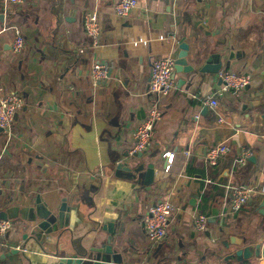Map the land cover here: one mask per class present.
<instances>
[{"label":"crops","instance_id":"crops-1","mask_svg":"<svg viewBox=\"0 0 264 264\" xmlns=\"http://www.w3.org/2000/svg\"><path fill=\"white\" fill-rule=\"evenodd\" d=\"M118 1L0 0V90L23 98L13 139L0 134V181L14 176L15 197L38 194L53 206L65 199L71 208L67 228L46 253L31 240L24 243L15 229L0 237L11 249L26 248L0 264H47L51 251L70 253L73 243L108 223L120 236L124 264H264L262 258L229 259L236 247L224 246L229 236L246 245L264 241V0H137L126 18L113 12ZM90 10L101 29L94 48L84 33ZM199 21L217 32L214 42L226 40L244 54L227 69L251 76L239 96H215L219 73H200L191 61L195 45L204 41L195 28ZM12 28L24 38L19 55L10 50ZM182 37L195 71L174 74L175 88L160 102L152 142L133 161L143 165L140 178H119L115 167L132 156L135 127L154 100L151 66L173 55ZM97 61L110 68L104 86L90 77ZM207 96H214L216 108L204 103ZM220 144L227 154L208 165L202 150ZM244 150L251 155L241 165L236 161ZM166 153L173 154L168 171ZM148 164L153 178L145 175ZM240 186L254 193L231 212L230 188ZM161 198L170 201L172 213L165 238L151 243L144 218ZM214 209L220 211L215 222L196 231L195 217L210 220Z\"/></svg>","mask_w":264,"mask_h":264},{"label":"water","instance_id":"water-1","mask_svg":"<svg viewBox=\"0 0 264 264\" xmlns=\"http://www.w3.org/2000/svg\"><path fill=\"white\" fill-rule=\"evenodd\" d=\"M207 27L205 23L200 24V21L195 26L196 30L201 32L204 41H198L195 45L196 49L191 61L199 67L198 72L200 73L218 74L223 69H229L231 62L239 60L244 54L235 51L234 45L228 44L226 40L214 42L212 37L217 32ZM189 55V45L186 43L185 37H182L176 43L174 54L169 55L174 61L173 76L176 73L189 74L195 71L194 66L190 64V59H188ZM106 82L103 81L101 84L104 86ZM0 134H4L2 129H0ZM11 139L13 138L6 136V140ZM208 151V148L202 150L203 157ZM134 158L135 155H132L126 161L117 164L114 170L115 176L126 180L140 178L143 165H134ZM147 174L152 178L154 176V169L151 164H148L146 168L145 175ZM12 180H14V176H11V179L0 181V220L10 221L12 224L10 230L15 229V231L21 232L24 243L31 240L38 246L40 252L46 253V248L54 243L52 242L53 239L59 240L67 228L71 208H68L65 199H62L59 205L53 206L45 202L38 194L26 193L21 197H15ZM23 183L24 181L20 182V192H23ZM259 213L264 215V201L260 206ZM212 215L213 218L208 221L214 223L220 215V211L214 209ZM219 221L220 226H222L224 216ZM119 237L114 230L113 223L98 225L91 229L77 244L73 243L70 253L62 255L59 251H51L48 255L51 261L47 264H124ZM228 242L224 244L225 247H228V244L236 247L231 256L228 257L229 259L232 257L239 261L251 258L264 259V241L254 245H246L245 239L229 236ZM16 247L26 251L25 245ZM16 247L11 249L7 243L0 242V251H2L0 261L21 252ZM6 249L7 251H5Z\"/></svg>","mask_w":264,"mask_h":264},{"label":"built area","instance_id":"built-area-1","mask_svg":"<svg viewBox=\"0 0 264 264\" xmlns=\"http://www.w3.org/2000/svg\"><path fill=\"white\" fill-rule=\"evenodd\" d=\"M24 0H3L5 5L20 4ZM204 2L208 0H202ZM137 7V0H119L113 7L114 14L119 18L128 17ZM14 31L13 39L10 45L12 54L19 55L24 49V38L19 30L12 28ZM84 33L90 40L91 47L99 46L100 40V24L96 10H90L84 14ZM174 61L172 57L166 56L154 60L150 69L149 93L154 97L147 110V114L135 127L132 137V148L130 153L136 155L146 151L150 146L154 136V127L161 118L160 102L169 95L175 88L174 82ZM90 77L94 85L100 82L108 81L110 78V68L101 62H95L92 65ZM221 81L219 90L215 96L224 93H231L239 96L250 85L251 76L244 72H235L232 70H222L219 72ZM204 103L211 107H217V101L214 96H207ZM23 106L22 96L15 90L3 92L0 90V129L3 133L11 137L13 136L14 115L21 110ZM221 122V121H219ZM228 149L225 145L212 147L206 154L205 160L208 165L214 166L218 161L227 154ZM251 155L249 150H244L240 158L236 161L238 164H244ZM166 159V169L173 160V154L166 153L163 155ZM254 190L249 186H240L238 188H230L228 195L227 208L231 212L240 211L250 200ZM225 207V206H224ZM172 213V204L169 200L161 198L156 201L148 210L144 218V228L147 239L151 243H158L166 236V230L170 215ZM208 224V218L204 214H198L194 219V227L196 231L203 232ZM10 221L0 220V237H4L11 229ZM21 252L19 247H16Z\"/></svg>","mask_w":264,"mask_h":264}]
</instances>
